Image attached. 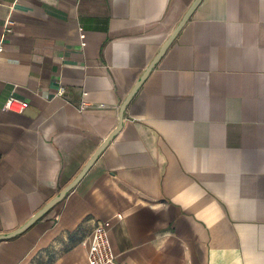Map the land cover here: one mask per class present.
<instances>
[{"label":"crops","instance_id":"1","mask_svg":"<svg viewBox=\"0 0 264 264\" xmlns=\"http://www.w3.org/2000/svg\"><path fill=\"white\" fill-rule=\"evenodd\" d=\"M193 2L0 0V45L15 24L0 52V236L79 174ZM10 96L22 114L2 109ZM107 220L120 264H264V0H202L115 138L0 241V264H88Z\"/></svg>","mask_w":264,"mask_h":264},{"label":"water","instance_id":"2","mask_svg":"<svg viewBox=\"0 0 264 264\" xmlns=\"http://www.w3.org/2000/svg\"><path fill=\"white\" fill-rule=\"evenodd\" d=\"M202 0H194V2L191 4V6L188 8V10L185 12L183 17L181 18L180 22L176 26V28L173 30V32L170 34V36L167 38L165 43L162 45L154 59L150 62V64L147 66L145 71L143 72L142 76L139 78V80L136 82V84L133 86L132 90L129 92L125 100L122 102L119 110V120L118 125L116 129L104 140L103 144L96 150V152L92 155V157L88 160V162L85 164V166L82 168V170L79 172V174L66 186L64 187L58 194L55 196L51 201H49L39 212H37L33 217H31L24 225H22L20 228L15 230L14 232L0 236L1 240H7L14 238L23 232H25L30 226H32L37 220L41 219L49 210H51L55 205L60 203L65 196L81 181V179L85 176V174L88 172V170L91 168V166L94 164V162L97 160L99 155L102 153V151L106 148V146L115 138L119 130L121 129L122 122H123V114L126 106L129 104L133 96L136 94V92L139 90L143 82L146 80L148 75L151 73V71L154 69V67L157 65V63L160 61V59L165 54L168 47L171 45L181 28L185 25V23L189 20L191 17L193 11L196 9V7L199 5V3Z\"/></svg>","mask_w":264,"mask_h":264},{"label":"built area","instance_id":"3","mask_svg":"<svg viewBox=\"0 0 264 264\" xmlns=\"http://www.w3.org/2000/svg\"><path fill=\"white\" fill-rule=\"evenodd\" d=\"M14 22L10 19H7L3 26V36L13 33ZM81 40L83 39V35L80 34ZM2 42L0 45V52H2ZM84 46V43L81 44ZM84 105V104H82ZM26 104L25 102L16 99L13 96H10L2 107L4 111H9L15 114H22L25 111ZM118 219L121 218L120 215L116 216ZM109 229H110V221H102L98 223L91 234L90 241L87 247V262L88 264H120L116 260V256L113 252L110 240H109Z\"/></svg>","mask_w":264,"mask_h":264}]
</instances>
